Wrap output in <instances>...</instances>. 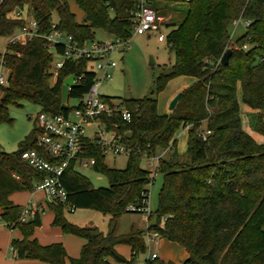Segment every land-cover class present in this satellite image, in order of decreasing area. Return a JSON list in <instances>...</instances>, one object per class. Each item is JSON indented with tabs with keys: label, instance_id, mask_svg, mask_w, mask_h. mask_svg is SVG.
I'll return each mask as SVG.
<instances>
[{
	"label": "trees",
	"instance_id": "1",
	"mask_svg": "<svg viewBox=\"0 0 264 264\" xmlns=\"http://www.w3.org/2000/svg\"><path fill=\"white\" fill-rule=\"evenodd\" d=\"M74 1L83 12L82 22L75 19L67 0H0V36L11 35L25 24L26 8L37 22L39 34L24 44L6 46L3 57L10 80L0 99V123L11 124L9 108L21 106L22 101L47 113H67L76 105L66 101L61 108L63 80L69 75L80 77L69 89L67 100H78L94 82V72L86 70L81 58L65 60L50 83L53 58L63 52L59 44L53 50L44 45L42 36L52 25L71 35L77 45L95 39V29L119 38L132 35L137 0ZM146 1L158 13L167 4L184 0ZM238 19L250 23L232 42L229 27ZM170 25L164 41L173 55V71L156 78L155 91L163 90L176 75L196 80L180 91L175 109L165 114L157 112L152 95L120 98L116 103L113 97L103 96L111 106L117 104L129 113V120L120 111L103 120L130 149V155L124 168H110L101 147L86 140L83 155L95 158L93 170L107 177L108 186H92L73 163L62 173L66 200L47 206L54 214V225L85 240L79 256L68 258L70 264H131L146 253V230L181 245L187 257L181 263L148 257L144 264H264V144L242 129L237 97L240 87V100L258 110L250 116L251 125L264 136V0H188L183 18ZM228 48V63L221 65L220 58ZM186 126L187 148L181 156L175 132ZM203 130L210 133L203 137ZM35 135L33 127L11 152L0 143V220L21 232L20 239L11 241L17 258L65 264L67 254L61 243L42 245L34 236L40 225L39 212L21 221L22 207L9 199L14 191H33L35 183L44 178L42 171L21 157L28 149L40 151ZM157 148L169 154L159 158L162 184L156 210L148 216L150 224L146 230L117 234V218L125 212H138L128 206L148 199L149 171L140 166V160ZM67 208L101 211L109 217L108 230L71 223L64 214ZM120 244L130 247L128 260L116 251Z\"/></svg>",
	"mask_w": 264,
	"mask_h": 264
},
{
	"label": "built area",
	"instance_id": "2",
	"mask_svg": "<svg viewBox=\"0 0 264 264\" xmlns=\"http://www.w3.org/2000/svg\"><path fill=\"white\" fill-rule=\"evenodd\" d=\"M188 0H184L186 3ZM243 21L245 27L249 25V20L238 19L233 23ZM160 17L146 0H137L134 12V26L132 34H143L148 31H159ZM37 22L34 18H25V24L9 36V43L24 44L34 36H38ZM45 40V47L53 50L59 44L63 47L60 60L52 61V77L55 79L58 69L68 59H84L86 70L95 74L94 82L87 92L78 99L76 106L67 113L51 114L39 111L34 116V128L36 130V144L39 150L28 149L21 153L22 159L29 166L44 173V178L36 182L35 190L44 193L47 203L65 202L66 190L63 187L60 177L65 169L73 163V168L91 167L95 164V158L83 155L87 149L86 140L95 142L105 154L110 151L113 154L130 155V149L125 146L118 135L106 127L103 118L110 116L113 112L120 111L123 119L129 120V113L122 106L110 105L103 95L99 93V84L102 79H110L111 71L117 67V62L113 59L114 52L121 51L128 47L131 38L113 37L110 40H90L81 45H77L72 36L54 28L42 36ZM157 39L164 40V35L158 33ZM246 48V45L242 46ZM4 49L0 53V92L8 83V70L4 61ZM77 78H80L79 76ZM77 78L74 77L76 83ZM210 131L203 130L204 137ZM45 156H49L47 159ZM142 159L146 160L149 166L150 183L153 182L154 175L159 172V157L155 153L146 155ZM147 200H142L139 205H129L128 210L144 213L147 217L150 210L147 207ZM73 210L72 208H70ZM39 207H22L21 221L32 217L36 212H40ZM145 241L147 248L150 244L157 245L160 236L158 232L146 230ZM157 257L155 252L149 255L150 259ZM139 264V263H138ZM140 264H144L143 262Z\"/></svg>",
	"mask_w": 264,
	"mask_h": 264
},
{
	"label": "rangeland",
	"instance_id": "3",
	"mask_svg": "<svg viewBox=\"0 0 264 264\" xmlns=\"http://www.w3.org/2000/svg\"><path fill=\"white\" fill-rule=\"evenodd\" d=\"M69 9L74 13L77 21L82 22L83 16L81 9L77 6L74 0H67ZM28 8L23 12V17H29L27 13ZM157 13L160 17V29L153 32L148 31L143 34H132L129 40L128 47L121 51L114 52L113 59L117 62V67L114 68L111 73L110 79H102L99 84V93L103 96L113 97V101L116 103L120 98H141L144 96H154L157 100V112L165 114L169 111V103L171 101L170 96L174 93H178L187 84L188 78L182 75H176L167 80V83L163 90L155 91V81L164 70L173 63V55L169 52L165 41H159L157 39L158 33H162L164 36L166 32L172 27L170 23L176 24L179 22L186 10V3L183 1L173 2L167 4V7L159 9ZM56 15H53V20H56ZM169 25V26H167ZM245 31V25L243 21L232 23L229 27V36L232 41L243 34ZM0 36V53L6 49L8 45V37ZM95 39L106 40L110 39L111 35L102 29H95ZM7 43V44H6ZM53 60H60V57L54 56ZM54 81V78H50V83ZM4 91L0 92V99L3 96ZM173 95V96H174ZM69 105H76L77 99H68ZM40 111V107L29 101H22L21 106H11L9 108V115L13 118L11 124L0 123V143L5 151L11 152L17 149L18 142L30 132L34 127V116ZM242 121L253 129L255 134L261 139L262 135L258 133L251 125L250 116L251 113L242 112ZM177 139V152L181 156H185L187 148V130L179 128L175 132ZM156 157H159L160 150L154 152ZM104 162L110 168L122 169L125 167L127 157L124 154H113L110 151H106ZM165 155L163 157H167ZM140 166L144 169H149L146 160H140ZM77 171L84 175L90 181L94 187H107L108 179L102 174L94 171L91 167H79ZM162 184V175L158 172L154 175L153 182L147 185L149 190L147 207L154 213L157 206L158 192ZM35 190V189H34ZM45 199V209L48 211V207ZM65 217L68 221L79 226L94 225L100 230L106 232L109 227L108 215L102 213L99 210L93 208H80L68 211L65 210ZM154 217L151 219L154 221ZM151 221V222H152ZM148 222V217L144 213L139 212H125L122 213L115 222V232L117 234L128 233L131 229L145 230ZM119 251L126 258H130V250L127 245H120ZM155 252L159 259L170 258L171 260H184V249L179 244L166 243L165 239L158 240V244H150L146 250V253L140 254L133 263H144L145 259L149 255ZM183 258V259H182ZM127 264V263H120Z\"/></svg>",
	"mask_w": 264,
	"mask_h": 264
},
{
	"label": "crops",
	"instance_id": "4",
	"mask_svg": "<svg viewBox=\"0 0 264 264\" xmlns=\"http://www.w3.org/2000/svg\"><path fill=\"white\" fill-rule=\"evenodd\" d=\"M82 16H83V12H82ZM31 17L32 16L29 14V17H27L26 19H29ZM112 38H113V36L111 35L110 39H112ZM110 39H106V40H110ZM96 40H101V39H96ZM8 41H9V39H8ZM182 76H185V75H182ZM186 77L188 78V80H187V84L185 85V87L192 84L196 80L194 77H191V76H186ZM173 95H174V93L170 96V99L172 97H174ZM237 97L239 99L240 118L242 116V114H241L242 112H247V113H251V114L258 112V110L250 108L249 106H247L246 104H244L240 100V97H241L240 87L237 88ZM169 112H170V110L167 113H169ZM159 114H161V113H159ZM263 121H264V109H263ZM241 127L257 143L264 144V140L261 139V137L259 138L255 134V131L253 129H251V128L249 129V127L246 126V124L242 121V118H241ZM183 129L187 130L188 126L184 127ZM263 137L264 136L262 135V138ZM175 138H176V136H175ZM157 150L161 151V153L158 154V155L161 154L159 156V158L169 154L168 150H164L161 148H157L156 151ZM44 197H45L44 193L40 190H33L31 192H29V191H14L9 195V199L14 204H18L21 207L29 206V207H33V208L39 207L41 209L39 212L40 225L35 228L34 236L37 238V240L42 245L55 243V242L61 243L65 249L66 254H67L65 264H70L68 258L69 257L75 258V257L79 256L81 247L85 243V240H83L82 238L70 235V234H65L62 232L60 227L53 224V217H54L53 212L49 208H48L47 212L44 211V209H45ZM46 204H47V201H46ZM149 224H150V222L148 221L146 228L148 227ZM88 226H94V225L88 224ZM146 228H145V230H146ZM21 236L22 235H21L20 230H18L16 228L10 229L0 220V264H45L44 262L36 260V259H25V258H17L16 257L15 252L12 250V247H11V241H12V239H20ZM161 239H163V238H160L159 240H161ZM165 241H166V243L176 244L175 242H170L167 240H165ZM120 245H123V244H120ZM120 245L115 246L116 251L120 255H122L126 260H128L129 258H126L122 254V252L119 251ZM129 250H130V247H129ZM184 251H185V249H184ZM183 255H184V259H185L187 257V252L185 251V253H183ZM157 257L159 258L158 255H157ZM161 260L168 261L171 259L165 258V259H161ZM171 261H173L175 263H181L183 260H180V261L179 260H171ZM116 264H120V263H116Z\"/></svg>",
	"mask_w": 264,
	"mask_h": 264
},
{
	"label": "water",
	"instance_id": "5",
	"mask_svg": "<svg viewBox=\"0 0 264 264\" xmlns=\"http://www.w3.org/2000/svg\"><path fill=\"white\" fill-rule=\"evenodd\" d=\"M230 53H231V49H229V48L223 52V54L220 58V64L221 65H226L228 63V58H229ZM172 71H173V68L170 66L164 70L163 74L169 75L170 73H172ZM9 80H10V75H8V81ZM74 85H75V82H74V76L73 75H69L63 80V84L61 87V108L62 109H64L66 107L68 91ZM179 97H180V91L178 93H176L174 95V97L171 99V101L169 103V107H168L170 111L175 109V107L178 103Z\"/></svg>",
	"mask_w": 264,
	"mask_h": 264
}]
</instances>
